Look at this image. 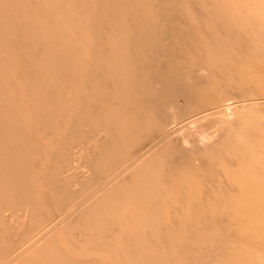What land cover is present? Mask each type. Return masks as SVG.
Returning a JSON list of instances; mask_svg holds the SVG:
<instances>
[{
	"label": "rangeland",
	"instance_id": "obj_1",
	"mask_svg": "<svg viewBox=\"0 0 264 264\" xmlns=\"http://www.w3.org/2000/svg\"><path fill=\"white\" fill-rule=\"evenodd\" d=\"M0 264H264V0H0Z\"/></svg>",
	"mask_w": 264,
	"mask_h": 264
},
{
	"label": "bare ground",
	"instance_id": "obj_2",
	"mask_svg": "<svg viewBox=\"0 0 264 264\" xmlns=\"http://www.w3.org/2000/svg\"><path fill=\"white\" fill-rule=\"evenodd\" d=\"M186 2V1H185ZM188 3V2H187ZM186 13V12H185ZM191 21V20H190ZM208 45H212V46H208V48L204 49V50H213L215 49L219 54L217 55L218 56V59H224L226 57H228L230 59V53L228 52H223L220 47H218V42L215 41L214 39H212L209 43H207ZM217 47V48H216ZM219 50H221L222 52H220ZM239 52V50H238ZM237 52V53H238ZM199 57H196L195 53L193 52H186V56L185 57H181V56H177V58L179 59V61H177L178 63H181L182 66H180L182 69H181V72L177 75L175 74L173 76V79L169 82V87L173 88V89H176L178 90L177 92L181 93L184 95L185 97V102L189 104V101H190V96H189V92H190V89L191 87L194 88V89H198L199 86H203V87H207V86H210V91L207 93V95H210L212 96V98H216L219 99L221 98H224L225 96H228V97H232L234 96L235 97V91H240L241 90V87L234 83L235 80H230V83L229 82H226V84H213V79L212 78H208L207 76V73L208 71H205V72H201V73H198V71L202 70L203 67H207V69L210 71H213L212 73H216V74H221V73H224L226 77H230V78H233L234 77V74H238L237 70H233L232 69H222L220 68L222 65H218L215 68L211 67V59L212 57H209L205 54H203L201 52V50L199 51ZM214 53V52H213ZM236 53V54H237ZM239 55H241V53H238ZM238 55V56H239ZM214 56L215 53H214ZM213 56V57H214ZM237 56V60H239ZM234 57V56H231V58ZM236 57V56H235ZM235 57H234V60H235ZM233 59V58H232ZM232 59H230L231 61H233ZM245 59V58H244ZM241 62V59L239 60ZM243 63V61L241 62ZM246 63V62H245ZM244 63V64H245ZM249 65V64H248ZM220 66V67H219ZM226 68V67H225ZM247 68V67H246ZM238 69V68H237ZM244 69V68H243ZM249 69H252V67H248V70ZM233 70V71H232ZM255 70V69H254ZM215 71V72H214ZM259 72V71H258ZM219 74V75H220ZM254 74V73H253ZM252 74L250 73V76ZM255 75V74H254ZM252 75V77L254 76ZM224 76V77H225ZM241 76H244V74L242 75L241 73ZM239 77V76H238ZM248 77V75L246 76ZM229 78V79H230ZM240 78V77H239ZM245 79V77H244ZM247 79V78H246ZM252 79V78H250ZM256 79V78H254ZM215 80V79H214ZM248 80V79H247ZM246 80V82H247ZM251 81V80H250ZM253 81V79H252ZM237 82V81H236ZM249 82V81H248ZM211 84V85H210ZM207 90H204V95L203 97L205 98L206 95H205V92ZM156 93V92H155ZM256 93V92H255ZM152 94H153V91H152ZM237 94V93H236ZM252 95V94H251ZM251 95H248L247 98L251 97ZM254 95V94H253ZM239 95L237 94V97ZM255 96V95H254ZM240 97V96H239ZM238 97V98H239ZM243 97V96H242ZM246 97V95H245ZM233 99V98H232ZM235 99V98H234ZM218 102L212 104V106H215ZM228 103V102H226ZM220 104V103H219ZM232 105V104H231ZM230 105V102L228 104H225L224 106H219V107H211V111H213V113H215V115L219 114V118L217 119L216 122H218V124L222 125V124H225L229 118V113L232 112V109H235V111H239V105L240 104H236V108H234V106ZM234 111V113H235ZM245 114V113H244ZM244 114H242L241 116H245ZM247 115V114H246ZM234 116V115H233ZM231 118V117H230ZM237 118V117H236ZM215 119V118H214ZM233 120V119H232ZM201 121V120H200ZM236 121V120H234ZM174 122V121H173ZM172 122V123H173ZM215 124V123H214ZM168 125V124H167ZM166 125V126H167ZM190 125V124H189ZM203 125V124H202ZM217 126V124H216ZM223 126V125H222ZM184 127V126H183ZM192 127V126H191ZM212 127V126H211ZM171 128V127H170ZM180 128V127H179ZM207 129V127H206ZM204 129V130H206ZM220 129V127H219ZM160 130V129H159ZM163 130V129H161ZM166 130V129H165ZM174 130V129H173ZM194 130V129H193ZM192 131V130H191ZM196 131V129H195ZM198 131V130H197ZM196 131V132H197ZM180 132V131H179ZM193 132V131H192ZM200 132V131H199ZM167 133V132H166ZM208 133V132H206ZM219 133V132H218ZM217 133V134H218ZM169 134V133H168ZM203 134V133H202ZM170 135V134H169ZM199 134L197 133V136ZM189 136V135H188ZM193 136V135H191ZM174 137V136H173ZM171 137V138H173ZM195 137V136H193ZM188 138V137H187ZM186 138V139H187ZM190 138V137H189ZM199 138V137H198ZM201 138V137H200ZM202 143H211L214 139V135L212 134H203V138L200 139ZM195 139V138H194ZM184 140V139H183ZM189 140V139H188ZM187 140V141H188ZM215 140V139H214ZM176 141V140H175ZM185 141V140H184ZM193 141V140H192ZM195 141V140H194ZM198 142V141H197ZM180 143V142H179ZM184 143V142H183ZM214 143V142H213ZM187 144V143H186ZM185 146V145H184ZM184 146L182 145V148H184ZM191 146V145H190ZM203 146V145H202ZM204 147V146H203ZM181 148V147H180ZM188 148V147H187ZM191 148V147H190ZM189 149V148H188ZM182 150V149H181ZM184 150V149H183ZM186 150V149H185ZM176 152V151H175ZM174 152V153H175ZM185 157V156H184ZM187 158V156H186ZM192 198V197H191Z\"/></svg>",
	"mask_w": 264,
	"mask_h": 264
}]
</instances>
